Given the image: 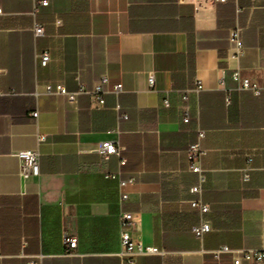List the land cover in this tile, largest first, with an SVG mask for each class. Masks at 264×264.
<instances>
[{"label": "crops", "instance_id": "1", "mask_svg": "<svg viewBox=\"0 0 264 264\" xmlns=\"http://www.w3.org/2000/svg\"><path fill=\"white\" fill-rule=\"evenodd\" d=\"M41 1L0 0V264H132L119 256L124 211L135 236L169 252L133 264H213L222 244L264 247V0ZM236 27L239 60L229 56ZM237 68L260 94L233 78ZM104 74L102 104L89 91ZM47 84L85 92L71 102ZM199 130L204 215L190 204L187 156ZM104 140L120 154L95 152ZM34 148L39 171L22 177L16 153ZM201 219L212 228L199 238ZM67 236L78 239L69 251Z\"/></svg>", "mask_w": 264, "mask_h": 264}, {"label": "built area", "instance_id": "2", "mask_svg": "<svg viewBox=\"0 0 264 264\" xmlns=\"http://www.w3.org/2000/svg\"><path fill=\"white\" fill-rule=\"evenodd\" d=\"M181 1V0H179ZM214 2H225L227 0H213ZM41 4L47 5V0H42ZM2 9L0 8V14ZM35 35L41 36L44 34V27L40 23H36L34 27ZM229 56L235 60H239L240 57L244 54L245 48L241 36V28L236 27L229 34ZM36 59L38 60L41 66L48 65L51 55L48 50L36 53ZM233 78L241 80L242 87L245 89L252 90L255 94H260L261 87L255 83H251L249 79L242 78L240 70L237 68L233 71ZM148 82L152 86L155 82L154 74L151 73L148 77ZM110 85L109 76L104 74L97 81H95L93 88L89 91L97 95L100 103L104 104L105 99L103 95L108 92V86ZM202 86L200 83L191 90L185 91L182 97L184 100H187L188 93L195 91L198 92ZM123 90L121 83H117L113 86V91L120 93ZM46 92L52 94H61L65 95L69 101L74 102L76 97L81 92H85L84 87H80L78 91H69L63 84H56L55 86L51 84L46 85ZM169 106L168 101L165 102ZM119 109V107H117ZM183 120L188 122L190 120L189 116V106L185 105L183 107ZM33 116H37L38 112L34 111ZM119 118H126V115L120 114ZM205 132L203 130L198 131V139L195 142H192L187 149L188 164L190 171L197 174V182L191 186L190 191L197 196L190 200V204L195 208L200 215H204L210 211L209 203L205 202L201 194L204 190V185L207 181L206 170L203 168L201 159L206 153V149L202 146L201 140L204 138ZM45 140V135H39L38 142ZM122 147L116 140H104L98 143L95 152L104 156V158H109L110 155L120 154ZM40 150L38 148L34 149H23L16 153L17 157L20 160L21 168L20 175L24 177L28 173H38L39 171V158ZM122 159L121 163H124ZM107 177H115V175H107ZM244 179H248V175L244 176ZM121 186L126 184L125 181H121ZM121 198L127 199L128 193L125 191L121 192ZM120 240L122 245V250L119 252V256L129 263H135L139 256L145 255H166L169 252L156 245L145 244L141 239L135 236L132 232L134 227L133 213L129 211H124L120 215ZM211 224L206 219H201L198 223L192 225L191 231L193 234L199 238H202L207 232L211 231ZM64 243L69 250L74 249L77 246L78 239L74 236H67L64 238ZM213 257V264H264V247L262 248H233L227 244H222L219 247L210 251ZM26 264H37L35 261L30 260Z\"/></svg>", "mask_w": 264, "mask_h": 264}]
</instances>
